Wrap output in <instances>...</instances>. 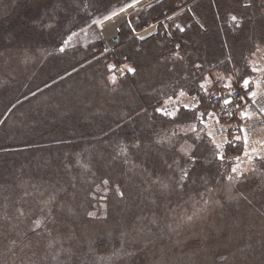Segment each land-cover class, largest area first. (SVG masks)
<instances>
[{"label": "trees", "instance_id": "16d2710c", "mask_svg": "<svg viewBox=\"0 0 264 264\" xmlns=\"http://www.w3.org/2000/svg\"><path fill=\"white\" fill-rule=\"evenodd\" d=\"M75 1L14 0L0 14V214L9 213L8 204L16 199V223L0 218V246L8 247L0 253V264L5 258L15 260L25 248L35 255L42 248L62 249L56 264H92L94 256L122 246L124 255L109 264H145L159 247L172 250L165 245L168 235H161L160 215V236L131 251L122 240L139 223L151 227L156 212L176 204L178 192L166 196L159 187L149 190L145 182L168 173L177 160L187 168L180 193L195 195L202 185L237 179L236 205L247 204L244 213H259L264 158L255 159L239 176L229 175L202 129L183 157L177 142L163 144L159 137L198 122L196 111L180 110L169 118L155 109L173 90L198 93L208 73L234 72L237 80L251 74L248 57L264 50V0H153L129 20L135 30L157 23V32L138 40L128 24L121 25L122 42L113 57H97L101 40L84 50L74 45L58 52L66 37L91 19L62 10L75 12ZM107 1H101L103 10ZM53 12L56 18L48 20ZM229 13L241 18L239 25L227 21ZM49 21L53 24L46 25ZM175 53L180 66L169 73L168 60ZM26 56L32 57L26 70L31 80L22 84L17 69ZM112 61L134 69L115 88L105 77H111L107 64ZM162 67L168 70L162 72ZM167 79L175 85L164 97L148 92ZM201 101L204 116L212 106L205 98ZM225 153L239 154L240 148L228 146ZM98 185L107 190L103 201L98 200ZM22 187L33 191L25 196L29 188ZM18 201L25 209L18 208Z\"/></svg>", "mask_w": 264, "mask_h": 264}, {"label": "rangeland", "instance_id": "374dc122", "mask_svg": "<svg viewBox=\"0 0 264 264\" xmlns=\"http://www.w3.org/2000/svg\"><path fill=\"white\" fill-rule=\"evenodd\" d=\"M13 1L14 0H0V14L5 13L8 9V4ZM101 1L102 0H76L74 2V8L78 6V9L76 8L75 12H70V7L67 10L62 8V10L72 15H76L79 12L82 15L91 16V19L86 25L68 35L63 42V45L58 48V52H62L65 48H70L74 45H78L81 47L80 50H84L85 48L87 49L91 45L99 42L101 40V35L96 29V23L104 20L111 14L116 13L136 0L124 2L119 6L116 4H119L118 1L123 0H108L104 3L105 6H108L106 10H103L104 6L101 5ZM103 12L105 14H103ZM231 15L235 16L236 14L229 13L227 15V21L235 24L230 21ZM52 17L53 18L48 20L56 18L54 12ZM170 18H172V15ZM51 24H53L51 21L46 23V25ZM107 31L111 32V29L109 30V28H107ZM179 59H181V57L178 53H175L171 56V59L168 60L170 64L169 70L166 67H162L161 71L168 70L169 73H171L174 67L180 66L179 64L181 61ZM31 61V56L22 57L20 59L23 66L17 69L20 73V79H17L19 83L28 84L31 80L26 73ZM41 65L42 63L39 62L36 73L40 72ZM109 66L110 63L107 64L108 72ZM131 69L134 71L132 67ZM157 73L158 72H155L154 75ZM105 77L109 81V85L113 86V88H115L122 80H113L107 75V73ZM10 78L14 79L13 77ZM174 85L175 80L167 79L156 86L151 85L152 88L148 92L154 95H163L164 93L171 91ZM177 91H174L173 93L169 92L170 94L168 93L165 98L174 96ZM198 120L200 121L201 119ZM198 122L195 119L191 124L171 129L172 131H175V133L171 132L166 135L161 134L159 139L163 140V144L177 142L179 145V153L183 155V157L184 155L187 156V154H190L191 150L194 148L191 140L199 138L202 134L201 126L199 124L200 122ZM133 163L134 164L132 165H135V162ZM178 163L179 160L176 161V164L173 167L169 168L170 171L168 173L164 172L161 176L152 175V178L145 182L146 188L149 187L150 190L151 188L159 187L161 189L156 190L164 192L166 196L178 192L180 194L179 197L174 198L176 204L173 205L170 210L156 212L154 217L152 216L151 218L155 222L151 227L149 226V222L146 224L139 223L134 227L135 231L134 233H130L129 237L126 238L127 233H124L122 242H127L128 244L125 248H128L131 251L130 248L143 245L148 242V240L160 236L156 233L157 229L159 230L157 217L160 215L161 225L163 227L161 235H168L166 237L165 245L167 246V249L172 248V250L164 252L165 246L159 247L154 255H151L150 260L145 264H264V202L262 205L258 204L256 206L260 207L258 209H261L259 213H244L243 210L248 207L247 204L236 205L234 200L238 194V190L236 191L237 179L229 181L225 180L215 187L202 185L200 189L201 191L195 195H192L191 193L186 194L185 192L180 193L182 190L181 182L184 181L187 168L186 163L183 162L180 165H177ZM187 164L189 163L187 162ZM254 165L255 163L253 166ZM250 166L246 170H248ZM174 172L178 173L171 178L170 175ZM138 176H140V174ZM98 187V200L103 201V197L107 190L103 189L101 185H98ZM22 188H29V190L25 189L23 191V193L26 194L25 196H27L30 191H33L31 189L32 187ZM33 189L37 190L36 187H33ZM115 201H119V199H116ZM179 201L186 204L184 206L178 205ZM10 202L12 203L8 204L9 213L4 216L0 214V218L3 220L13 219L12 223H16V218H13L14 213L12 211V205L16 203V199L14 201L10 200ZM20 204L22 203L18 201V208L25 209L20 208ZM249 204L254 203L249 202ZM178 207L181 209L176 211V208ZM94 211L95 210H92L91 214H95ZM242 213L246 215V217ZM139 215H137V217ZM40 222L41 218L39 217V219H36L35 223L39 225ZM127 230L130 231L129 226L127 227ZM222 234H224L223 237H221ZM19 235H23V232H19ZM50 238L53 240V244L57 242L54 239V235H51ZM4 245L5 244L3 243L0 246V253L5 252V249L8 248L6 247L5 249H2ZM54 248V250L46 252H44V248H42L41 251L38 252V255H35V252L31 251L29 248H25L22 254L18 255L15 260L5 258L4 264H56L59 260V254L62 249L55 246ZM123 248L124 246L115 248L107 254L94 256L91 259V263L109 264L124 255L125 249Z\"/></svg>", "mask_w": 264, "mask_h": 264}, {"label": "built area", "instance_id": "2783aa9c", "mask_svg": "<svg viewBox=\"0 0 264 264\" xmlns=\"http://www.w3.org/2000/svg\"><path fill=\"white\" fill-rule=\"evenodd\" d=\"M153 0H138L134 1L126 7H123L114 14L104 20L96 23V29L101 35L102 52L97 56L113 57L116 47L121 44L119 28L123 24H128L132 28V36L137 39H145L157 32V23L144 26L141 30L133 29L129 17L137 13L143 6L149 4ZM230 21L238 24L241 19H233ZM163 22V21H161ZM111 23V32L107 31V24ZM130 66L122 63L111 62L109 72L112 79L119 80L128 76L133 71H129ZM179 90L174 96L165 98L157 105L155 111L169 118L177 115V113L185 108L187 110L195 109L194 103L185 104L188 98L192 96L183 94ZM240 97H244L240 99ZM226 99L231 100V103L225 104ZM209 101L212 109L209 114L216 122L214 135L218 139H222L232 143H239L244 139H251L256 132H264V114H260V105L258 100L246 99L245 91L239 86L221 87L213 89L209 93ZM160 109V111H157ZM199 119H202L203 113L197 111ZM218 158L223 162V167L226 172L232 176H239L242 169V158L240 154H226L223 149L218 150ZM235 169V171H233Z\"/></svg>", "mask_w": 264, "mask_h": 264}, {"label": "crops", "instance_id": "0c3cea01", "mask_svg": "<svg viewBox=\"0 0 264 264\" xmlns=\"http://www.w3.org/2000/svg\"><path fill=\"white\" fill-rule=\"evenodd\" d=\"M248 64L251 74L239 80H237V76L234 72L232 74H228L225 71H214L212 73L206 74L203 80L198 84V93H189L186 90L180 89V91L183 93L192 96L186 100L185 104L194 103L195 109L191 111H196L197 114V111L201 110L202 98H205L207 101H209V93L211 90L236 85L245 91L246 99L258 100L260 105L259 113L264 114V50L260 49L253 52L251 56L248 57ZM245 80L249 82L247 88L243 86ZM252 93H255V95L253 96ZM181 110L187 109L183 108ZM210 110L208 109L207 113L199 121L200 123H198L200 124L201 129L209 137L216 150L223 149L225 151L228 146L240 148L239 154L241 155L243 162L240 174H243L255 159L264 158V132L254 133L251 139H244L241 144L218 139L213 134V130L215 129L214 125H216V122L209 114ZM196 117L199 119L198 115H196Z\"/></svg>", "mask_w": 264, "mask_h": 264}, {"label": "snow or ice", "instance_id": "6c2138e0", "mask_svg": "<svg viewBox=\"0 0 264 264\" xmlns=\"http://www.w3.org/2000/svg\"><path fill=\"white\" fill-rule=\"evenodd\" d=\"M233 19H235V17H233ZM129 71H132V69H129ZM248 83H249V82H248L247 80H245L243 86H244L245 88H247ZM183 94H184V93H181V95H183ZM252 95L254 96L255 93H252ZM243 98H244V97H240V99H243ZM224 103H225V104H229V103H231V100L226 99V100L224 101ZM157 111H160V109H157ZM233 171H235V169H234Z\"/></svg>", "mask_w": 264, "mask_h": 264}, {"label": "bare ground", "instance_id": "6f19581e", "mask_svg": "<svg viewBox=\"0 0 264 264\" xmlns=\"http://www.w3.org/2000/svg\"><path fill=\"white\" fill-rule=\"evenodd\" d=\"M106 28H109V30H110L111 29V23H108Z\"/></svg>", "mask_w": 264, "mask_h": 264}]
</instances>
